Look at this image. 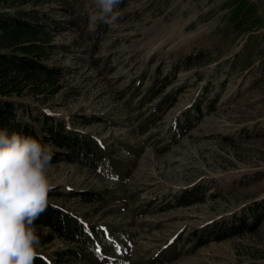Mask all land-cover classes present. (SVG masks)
<instances>
[{
	"label": "rangeland",
	"instance_id": "1",
	"mask_svg": "<svg viewBox=\"0 0 264 264\" xmlns=\"http://www.w3.org/2000/svg\"><path fill=\"white\" fill-rule=\"evenodd\" d=\"M38 6L58 23L46 60L59 69L57 88L24 97L19 115L36 127L53 117L101 143L112 163L52 161L48 205L94 241L35 226L38 255L50 264L69 249L81 257L62 264H264V215L250 232L245 214L264 200V0H122L114 26L91 22L95 0ZM244 215L239 234L189 242Z\"/></svg>",
	"mask_w": 264,
	"mask_h": 264
},
{
	"label": "trees",
	"instance_id": "2",
	"mask_svg": "<svg viewBox=\"0 0 264 264\" xmlns=\"http://www.w3.org/2000/svg\"><path fill=\"white\" fill-rule=\"evenodd\" d=\"M41 1L0 0V128L8 129L9 133L16 131L30 135L42 144L48 143L60 149L55 151L51 148L52 161L62 156L67 161L90 166L105 165L106 169H110L111 159L105 155L106 151H103L101 143L86 135L78 138L74 132L65 129L61 122L54 123L55 119L51 116L43 115L40 126L36 127L22 119V114L19 115L20 110V113H26L27 103L23 102L24 97L34 99L49 90L54 92L57 88L59 69L49 67L46 60L54 48L52 31L58 23L41 12L38 6ZM164 100L156 103L157 110L162 107ZM183 119L186 120V117ZM90 196L95 201L99 198V193H90ZM245 214L252 218V226L246 225L245 215L239 223L235 221L227 225L215 222L211 228H204L198 234H190L189 242L194 243V247H199L209 241H220L239 234L245 225L246 231H254L264 215V200L246 207ZM35 226L48 228L53 234L71 243L88 246L94 241L88 236L85 227L55 206L48 205L47 210L35 221ZM226 229L225 233L223 230ZM172 245L171 250L174 249ZM67 255L70 258L76 257V260L81 257L78 250L69 249L58 252L54 263L62 264L59 259ZM34 264L50 263L38 255Z\"/></svg>",
	"mask_w": 264,
	"mask_h": 264
},
{
	"label": "clouds",
	"instance_id": "3",
	"mask_svg": "<svg viewBox=\"0 0 264 264\" xmlns=\"http://www.w3.org/2000/svg\"><path fill=\"white\" fill-rule=\"evenodd\" d=\"M122 0H95L90 15L114 26ZM51 147L30 135L0 128V264H34L39 238L35 221L47 210L52 189Z\"/></svg>",
	"mask_w": 264,
	"mask_h": 264
}]
</instances>
